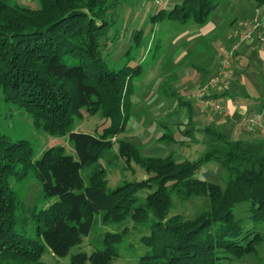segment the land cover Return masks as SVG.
<instances>
[{
	"label": "trees",
	"instance_id": "1",
	"mask_svg": "<svg viewBox=\"0 0 264 264\" xmlns=\"http://www.w3.org/2000/svg\"><path fill=\"white\" fill-rule=\"evenodd\" d=\"M35 1L32 8L0 0V95L27 113L35 128L67 137L74 154L49 147L34 161L26 141L0 134V264H47L41 260L47 250L66 257L99 221L116 226L115 232L101 234L90 254L71 255V264H112L128 238L145 249L135 264H225L256 253L264 230L246 228L245 221L264 225V135L248 133L256 136L253 143L229 141L221 125L210 124L202 131L213 147L197 160L143 155L119 137L132 116V80L142 67L109 68L103 56L118 8L127 0ZM218 5L219 0H182L149 18L205 25ZM84 113L100 114L109 124L100 133L73 132ZM158 142L174 139L165 132ZM111 159L139 166L147 178L110 188L103 162ZM210 160L228 171L224 187L194 177ZM29 175L39 181L47 206L25 209L19 217L24 203L14 187ZM194 199L204 201L194 215L176 211ZM29 222L33 235L26 232Z\"/></svg>",
	"mask_w": 264,
	"mask_h": 264
},
{
	"label": "rangeland",
	"instance_id": "2",
	"mask_svg": "<svg viewBox=\"0 0 264 264\" xmlns=\"http://www.w3.org/2000/svg\"><path fill=\"white\" fill-rule=\"evenodd\" d=\"M159 1L160 4L157 3ZM181 1L127 0L124 2L118 8L115 24L109 34L110 44L106 49L104 48L103 56L109 68L116 69L125 63H129V66L132 67L135 65H141L142 67L141 75L132 80V116L128 121L125 132L119 137L137 146L143 155L159 157L171 155L176 160L193 161L199 159L213 147L210 136L202 130H196L195 124L198 123L197 125L200 127L209 125L207 122L212 124L211 119L213 120L214 117L219 115L218 113H210L207 110H204L205 113H200L199 117L198 114H194V109L200 112L202 110L195 95L199 96L200 88L215 77L218 71L215 75L210 70L201 73L192 65H201L204 60H210L212 56H218L222 46H226L227 40L224 41L227 39L226 36L232 35L229 28L231 23L228 14L233 11V8L230 4L219 6L210 19L213 22L211 27L214 26L211 31L206 28L208 24H182L177 20L152 22L149 18L150 15H154L162 9L166 12L170 11L175 4ZM230 1L232 2V0ZM19 3L32 8L36 7L35 0H19ZM227 11L228 14L226 15ZM254 17L252 20H240L239 24L252 23ZM239 24L237 23V30H234L233 34L240 31L238 30ZM205 29H208L207 33ZM138 31H141L140 41L136 46H132L135 41L133 40L134 36ZM202 32L206 34H202ZM193 37L195 39L191 40ZM207 49L209 54L204 58ZM182 53L187 55L186 58L183 60L182 57L181 60L176 62ZM127 58H129L128 62H126ZM257 66H253L255 73H258L256 72ZM190 71L192 72L189 73ZM203 76L212 77L208 80L206 78L197 86H187L192 79ZM252 84L257 97L264 100V87L260 86L255 80L252 81ZM200 98L201 96H199V100ZM180 99L183 102L180 101V103L183 105L179 103L178 100ZM237 101L239 105L241 101ZM108 124L109 121L105 120L100 114L88 116L84 113L82 119L75 122L73 132L100 133ZM219 127L229 141L242 140L253 143L256 140V136L244 134L241 130L238 131L239 129L235 126L238 129L236 130L232 121H228L226 126ZM189 129L192 130V135L186 136L185 133ZM165 132L170 133V136L174 139L173 143L158 142L160 135ZM0 134L5 135L13 142L26 141L32 149L34 161L39 159L49 147H64L66 154H74L73 148L68 145L67 137L51 136L35 128L32 118L27 113L17 106L5 102L1 95ZM263 147L261 146V149H264ZM114 151L117 152L116 147ZM255 155H257V152L246 157L243 168L251 165L250 163L255 159ZM103 166L110 188H114L125 181L147 178L145 172L139 166L135 164L128 166L121 159L105 161ZM194 177L224 187L228 181L229 173L222 163L210 160L201 166ZM14 188L24 203V207L17 212L19 217L24 215L25 209L33 207L38 209L47 206L42 198L39 181L34 176L29 175L23 183L16 184ZM203 203L204 201L200 199H194L186 205H177L176 211L182 212L186 216H192L201 208ZM25 215H27V212ZM239 215L243 216V214ZM247 226L255 227L259 231L264 230V225H252L245 221V227L247 228ZM115 227L104 226L99 221L90 234L84 237L82 244L71 249L66 257L55 256L47 250L41 260L47 264H71V255L78 252L90 254L95 251L99 248V236L107 231L115 232ZM33 230L34 225L29 222L26 226L27 234L33 235ZM131 242H134V246L129 247ZM144 250L138 241L132 240V238L125 239L118 246L119 257L113 260L112 264H135L138 257L144 254ZM225 264H264V243L258 246L256 253L239 260L227 261Z\"/></svg>",
	"mask_w": 264,
	"mask_h": 264
},
{
	"label": "crops",
	"instance_id": "3",
	"mask_svg": "<svg viewBox=\"0 0 264 264\" xmlns=\"http://www.w3.org/2000/svg\"><path fill=\"white\" fill-rule=\"evenodd\" d=\"M219 2L221 3L220 5H218L216 11L221 5H226V4L232 5L233 11H231V13L229 14L228 11L226 12V15L228 14L231 23L229 28L232 31V35L226 36L227 39H225L224 37L225 39L224 41L227 40V44L226 46H222L218 56H212L210 60H204L203 61L204 63H201V65H197V64L192 65L194 68L197 67V70L200 71L201 73L202 72L205 73L206 70L207 71L210 70L213 73V75L217 73V71L220 68L223 52L229 50L234 40L238 38L237 34L235 33L233 34L234 30L235 31L237 30V26H238L237 23L239 24V21L244 19L252 20V18L254 17V8L260 3L258 0H247V1L232 0V2L231 1L229 2V0H219ZM212 23L213 22H211L210 20L207 23L208 25L206 28H208L210 31L212 28L211 27ZM208 29H205L206 33ZM205 32H202V34H204ZM193 39H195V37H193L191 40ZM208 54L209 52L207 49L206 53L204 54V58ZM186 56L187 55L185 53H182L176 62L181 60L182 57L184 60ZM201 59L203 58L201 57ZM255 64L258 65L256 69V72L258 73H255V68L253 67L256 66ZM191 72L192 71H190L189 73ZM212 76H208V77L203 76L198 79H192L187 84V86L188 87H194L195 85L197 86L201 81L205 80L206 78H207L206 80H208V78ZM253 80L259 83L260 86L264 87V43L263 44L258 43L256 38H253L251 41L243 42L242 46L240 47L237 53V59L235 61L233 73L231 75H226L223 78V81L219 85V87L211 91L210 95L212 96V98L220 99L226 111L225 115L218 113L219 116L214 117L213 120L211 119V121H213L212 124L226 126L228 124V121H232L234 128L238 130L235 127V122L238 119H240L241 117L247 114L259 110L261 111L262 107L264 106V100L262 98H258L257 95L255 94L254 87L252 84ZM195 98L198 100V105L202 109L201 112L194 109V114H198L199 117L200 116L199 114L203 113L205 109L200 104L199 96L195 95ZM237 100L241 101L239 105ZM205 119L207 120V118ZM210 123L207 122V124L209 125ZM197 124L198 123L195 124L196 130H202L205 126H207L204 125L200 127ZM243 133L249 135L246 132ZM258 135H264V133Z\"/></svg>",
	"mask_w": 264,
	"mask_h": 264
},
{
	"label": "built area",
	"instance_id": "4",
	"mask_svg": "<svg viewBox=\"0 0 264 264\" xmlns=\"http://www.w3.org/2000/svg\"><path fill=\"white\" fill-rule=\"evenodd\" d=\"M160 4L161 2H157ZM238 30L235 34L238 38L234 40L229 50H227L222 57L220 68L215 77L211 78L200 88L198 95L201 96V106L210 113H221L225 115V108L220 99L212 98L211 91L218 88L226 75L233 73L237 53L244 41H251L256 38L260 44L264 43V4L256 6L255 17L252 23H240ZM240 104V103H239ZM264 114L261 111H256L247 114L235 122V126L249 134H262L264 133Z\"/></svg>",
	"mask_w": 264,
	"mask_h": 264
}]
</instances>
